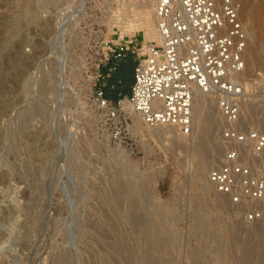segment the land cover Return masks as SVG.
I'll return each instance as SVG.
<instances>
[{
	"label": "rangeland",
	"instance_id": "obj_1",
	"mask_svg": "<svg viewBox=\"0 0 264 264\" xmlns=\"http://www.w3.org/2000/svg\"><path fill=\"white\" fill-rule=\"evenodd\" d=\"M236 3L255 32L245 121L264 132V0ZM114 10L0 0V264H264V212L247 223L208 181L221 119L177 142L98 109Z\"/></svg>",
	"mask_w": 264,
	"mask_h": 264
},
{
	"label": "built area",
	"instance_id": "obj_2",
	"mask_svg": "<svg viewBox=\"0 0 264 264\" xmlns=\"http://www.w3.org/2000/svg\"><path fill=\"white\" fill-rule=\"evenodd\" d=\"M149 2L160 44L132 37L104 42L99 78L111 59L120 62L132 55L137 61L129 96L117 102L97 87L98 109L113 120L127 100L132 110L150 126L175 127L184 136L193 131L195 100L206 95L216 103L222 127V154L208 179L247 223L259 221L264 208V132L245 121V87L239 81L245 70L247 34L234 0H131ZM104 45V46H103ZM218 143V144H219Z\"/></svg>",
	"mask_w": 264,
	"mask_h": 264
},
{
	"label": "bare ground",
	"instance_id": "obj_3",
	"mask_svg": "<svg viewBox=\"0 0 264 264\" xmlns=\"http://www.w3.org/2000/svg\"><path fill=\"white\" fill-rule=\"evenodd\" d=\"M109 2V4H111V6H115V10H114V15L115 18H113V23H112V27L110 28V32L114 31V28L118 29L120 32V38H125V36H130V37H134V33L135 35L139 32L143 33V41L144 44L146 45L148 42H154L155 44H160V40L159 37L157 35V31H156V25H155V21H154V8L153 5L149 2H133L131 0H107ZM235 2L237 0H234ZM83 2L80 1L78 8H81L83 6ZM240 7V6H238ZM239 18L242 21L241 17H240V12H239ZM247 34V46L245 49V61L247 62L248 59V55H253L252 49L250 47V43L255 39L254 35L255 32L254 30L249 28V24L248 23H244L242 22ZM254 43V42H252ZM250 61V60H249ZM248 65V63H246ZM246 64H245V69L246 68ZM245 70L241 75V78H239V81L241 83H243L244 87H245V91H248L250 89V83L247 82V79L245 78ZM245 97H246V92H245V96H244V102H243V110L244 111H248L247 108L249 107V100L248 102L245 103ZM251 104V103H250ZM253 106V105H252ZM121 113H126L131 115V117L133 118L134 121V128L138 129V130H144L146 129L145 125L146 124L142 118H140L137 114L134 113V111L132 110V107L130 105V103L127 100H123L122 104H121ZM194 121H193V125H196L201 119L202 117H211L212 119L214 118V120H218L221 119L220 117V112L217 109L216 103L209 99L206 95L203 94H199L196 97L195 100V107H194ZM206 119V118H204ZM208 121V119L206 120ZM210 121H212L210 119ZM215 122V121H214ZM215 124V123H214ZM218 124V123H216ZM219 125V124H218ZM151 130L155 133L158 134H163V133H171L172 135H174L175 140L177 142H182L184 140H187V136L182 135L179 130L175 127H170V126H150ZM195 127V126H194ZM193 127V128H194ZM154 133V134H155ZM209 181V179H208ZM210 183V182H209ZM217 193V191H216ZM219 194V193H217ZM223 199V198H222Z\"/></svg>",
	"mask_w": 264,
	"mask_h": 264
},
{
	"label": "trees",
	"instance_id": "obj_4",
	"mask_svg": "<svg viewBox=\"0 0 264 264\" xmlns=\"http://www.w3.org/2000/svg\"><path fill=\"white\" fill-rule=\"evenodd\" d=\"M134 69L135 65L130 60L122 65L120 69V83L116 85L115 81L110 80L108 87L105 88L107 98L117 102L121 97L128 96L131 93V87L133 84L132 74H134Z\"/></svg>",
	"mask_w": 264,
	"mask_h": 264
},
{
	"label": "crops",
	"instance_id": "obj_5",
	"mask_svg": "<svg viewBox=\"0 0 264 264\" xmlns=\"http://www.w3.org/2000/svg\"><path fill=\"white\" fill-rule=\"evenodd\" d=\"M128 60H130L132 63H134V65H135V67H136V65H137V61H136L135 57L132 56V55L127 56L126 59H124V60H122V61H120V62H117L116 60L111 59V61H110L107 65H105V66L102 67V70L106 71V70L109 68V66L114 65V64L117 63V70L112 74L111 77L105 79V80H104V83L102 84V85H104V86H103L104 91H105V88L108 87V84H109V81H110V80L115 81V84H116V85H118V84L120 83V80H121V78H120V69H121L122 65L126 64V62H127ZM134 76H135V69H134V74H132L133 83H134ZM132 85H133V84H132ZM131 88H132V87H131ZM129 95H130V94H129ZM129 95H128V96H129Z\"/></svg>",
	"mask_w": 264,
	"mask_h": 264
}]
</instances>
